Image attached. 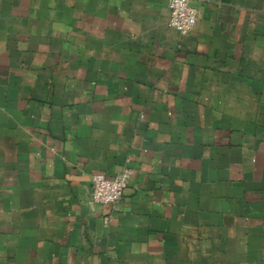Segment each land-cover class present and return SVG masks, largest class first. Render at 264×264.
<instances>
[{
    "label": "crops",
    "instance_id": "obj_1",
    "mask_svg": "<svg viewBox=\"0 0 264 264\" xmlns=\"http://www.w3.org/2000/svg\"><path fill=\"white\" fill-rule=\"evenodd\" d=\"M167 3L0 0V264H264V0Z\"/></svg>",
    "mask_w": 264,
    "mask_h": 264
},
{
    "label": "built area",
    "instance_id": "obj_2",
    "mask_svg": "<svg viewBox=\"0 0 264 264\" xmlns=\"http://www.w3.org/2000/svg\"><path fill=\"white\" fill-rule=\"evenodd\" d=\"M168 26L181 37L190 36L198 21V10L192 6V0H168ZM131 178V171L123 169L114 176L102 173L91 177V200L99 205H115L121 201ZM109 218H105L107 223Z\"/></svg>",
    "mask_w": 264,
    "mask_h": 264
}]
</instances>
